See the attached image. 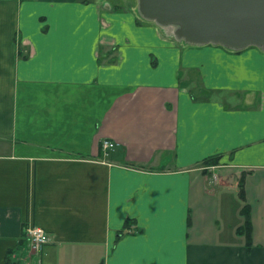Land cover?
<instances>
[{
	"label": "crops",
	"instance_id": "obj_1",
	"mask_svg": "<svg viewBox=\"0 0 264 264\" xmlns=\"http://www.w3.org/2000/svg\"><path fill=\"white\" fill-rule=\"evenodd\" d=\"M0 264H264V50L0 0Z\"/></svg>",
	"mask_w": 264,
	"mask_h": 264
},
{
	"label": "water",
	"instance_id": "obj_2",
	"mask_svg": "<svg viewBox=\"0 0 264 264\" xmlns=\"http://www.w3.org/2000/svg\"><path fill=\"white\" fill-rule=\"evenodd\" d=\"M137 8L187 44L264 50V0H138Z\"/></svg>",
	"mask_w": 264,
	"mask_h": 264
},
{
	"label": "built area",
	"instance_id": "obj_3",
	"mask_svg": "<svg viewBox=\"0 0 264 264\" xmlns=\"http://www.w3.org/2000/svg\"><path fill=\"white\" fill-rule=\"evenodd\" d=\"M115 145L116 143L110 140H105L103 143L106 152L113 149ZM25 238L28 241L30 249L33 251L43 249L51 240L49 232L39 225H28L25 231Z\"/></svg>",
	"mask_w": 264,
	"mask_h": 264
},
{
	"label": "trees",
	"instance_id": "obj_4",
	"mask_svg": "<svg viewBox=\"0 0 264 264\" xmlns=\"http://www.w3.org/2000/svg\"><path fill=\"white\" fill-rule=\"evenodd\" d=\"M207 162H210V163H216L217 162V158L216 157H212L211 159H208ZM246 216V221H245V226L243 227H240L239 230L241 232L243 231H246L248 233V236L251 235V227H250V224H251V221H250V214L246 212L245 214Z\"/></svg>",
	"mask_w": 264,
	"mask_h": 264
},
{
	"label": "rangeland",
	"instance_id": "obj_5",
	"mask_svg": "<svg viewBox=\"0 0 264 264\" xmlns=\"http://www.w3.org/2000/svg\"><path fill=\"white\" fill-rule=\"evenodd\" d=\"M123 3H127V4H134V7H137V4H138V0H122ZM113 2V1H112Z\"/></svg>",
	"mask_w": 264,
	"mask_h": 264
}]
</instances>
